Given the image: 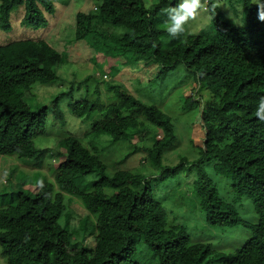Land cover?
I'll use <instances>...</instances> for the list:
<instances>
[{"label": "trees", "instance_id": "trees-1", "mask_svg": "<svg viewBox=\"0 0 264 264\" xmlns=\"http://www.w3.org/2000/svg\"><path fill=\"white\" fill-rule=\"evenodd\" d=\"M94 1V8L75 14V41L87 39L107 56L132 54L151 59L163 69L183 65L196 87L209 92L203 102L201 95L187 96L182 105L187 114H195L198 108L205 130L203 144L193 145L189 129L187 151H193L194 158L182 154L175 164L162 165L164 153L172 149L177 137L172 119L158 106L119 85L108 86L114 95L111 102H103L98 88L92 98L70 102L75 117L88 116L95 109L99 116L82 138L68 132L60 136L57 143L62 151L53 166V183H42L32 195L19 189L9 200L0 199V252L5 264H138L132 256L137 238L152 249L159 264H264V123L255 116L257 103L264 97V21L258 19L264 8L257 4L259 0H227L239 7L237 20L214 0H207L210 30L167 39L166 12L176 1L157 0L151 7L142 0ZM21 6L19 24L33 29L46 27L47 14L55 11L52 0H0V30L11 29V15ZM163 8L165 18L158 25ZM66 58L42 37L0 44V156L39 158L43 149L36 147L35 137L45 133L47 108L32 109L25 96L35 83L56 79L57 67ZM53 112L55 120H63L57 103ZM147 123L159 131L147 138L150 145L140 149L135 143V151H141L151 167H161L157 177L178 181L181 173H193L192 194L208 225L249 228L248 238L234 252H217L209 243L192 241L186 227L168 216L152 193L146 170L106 172L96 139L132 141ZM207 165L229 181L233 197L221 196ZM89 173H96L97 178L88 183L85 176ZM13 174L10 168L9 182ZM65 194L77 198L96 218L90 245L78 243L77 232L68 228L73 214L65 215V225L60 222L71 202L78 205L72 198L66 205ZM243 199L251 201L258 216L255 223L240 214Z\"/></svg>", "mask_w": 264, "mask_h": 264}, {"label": "rangeland", "instance_id": "rangeland-1", "mask_svg": "<svg viewBox=\"0 0 264 264\" xmlns=\"http://www.w3.org/2000/svg\"><path fill=\"white\" fill-rule=\"evenodd\" d=\"M55 5L53 14H47V26L33 29L23 27L19 23L23 14V7H19L11 15L12 27L8 31L0 30V44L11 39L26 37H42L46 39L59 52L67 56L66 63L57 67V78L49 83H35L25 96L27 103L32 109L46 106L47 122L45 133L35 137V145L43 152L39 158H24L0 156V199L9 200L11 193L22 190L26 194H35L39 186L44 183H53V166L60 161L58 151H62L57 141L65 133L75 134L82 138L85 130H88L93 119L99 116V110H93L85 117H75L71 114L69 103L84 97L92 98V94L98 88L101 91L103 102H111L114 95L108 90L109 85H119L128 93L134 95L143 102L154 104L170 116L174 124L176 140L170 151L163 155L162 165H173L178 161L179 155L190 154L194 158V152L188 153L189 145L187 135L190 129V137L195 147H200L204 141L205 130L199 117L198 108L195 114L183 113L182 105L186 97H203L206 100L209 92L204 87L199 89L193 83V77L183 65L175 68L163 69L161 65L151 59L125 54L119 57L105 55L96 51L87 39L75 41L74 20L78 11H87L94 8V0H52ZM147 7H151L157 0H142ZM176 1V0H174ZM257 2L258 0H252ZM203 8L200 14L190 22L189 32L198 34L211 28L210 15L207 10V0H202ZM224 9L229 17L237 20L239 7H233L227 0H214ZM240 5V4H239ZM158 13L157 24L162 25L166 9ZM169 38V35L165 39ZM106 72L107 75L102 74ZM57 97V101L55 100ZM57 103L63 114V120H55L53 105ZM137 138L132 141H111L108 136L96 139L101 149L100 156L106 164V172L114 170L134 169L149 175L148 182L152 187V193L161 202L167 215L175 217L178 223L186 227L192 241H202L212 245L217 252L231 253L239 247L249 236V228L238 225L233 228H216L207 224L205 214L199 209L198 201L192 194L190 176L193 173L185 171L180 179L175 181L172 177L161 180L157 177L162 173L161 167H151L144 160L141 151H135V143L138 148L151 142L158 129L147 123ZM146 132V135H145ZM63 134V135H62ZM147 136V137H146ZM148 138V139H147ZM86 140H91L89 137ZM100 141V142H99ZM39 159L41 162L38 165ZM9 160V161H7ZM145 166V168H144ZM211 180L218 187L222 197H233L229 181L217 176L212 172L211 166L207 165ZM13 170L14 179L9 182V169ZM97 178L96 173L85 176L88 183ZM74 199L78 204L67 201ZM69 199V200H68ZM65 203L69 207L64 211L61 224L65 225L64 217L67 213L73 214L74 220L68 227L77 232L74 236L78 243L90 245L92 243L95 216L90 213L80 201L69 194H65ZM250 200L243 199L239 206V212L249 223L257 221V214L253 211ZM134 261L138 264H159L152 249L140 238H137L133 253ZM5 259L0 252V264H5Z\"/></svg>", "mask_w": 264, "mask_h": 264}, {"label": "clouds", "instance_id": "clouds-1", "mask_svg": "<svg viewBox=\"0 0 264 264\" xmlns=\"http://www.w3.org/2000/svg\"><path fill=\"white\" fill-rule=\"evenodd\" d=\"M257 4L264 8L261 0ZM202 8V0H176V5L167 9L166 12L167 23L165 30L167 34L172 38L187 34L190 22L200 14ZM258 19L264 21V10L259 12ZM233 22L237 23L236 21ZM255 116L260 122L264 123V97H260L257 103Z\"/></svg>", "mask_w": 264, "mask_h": 264}]
</instances>
